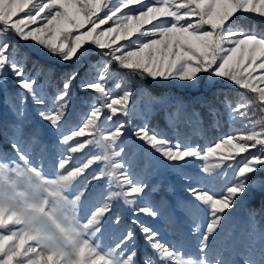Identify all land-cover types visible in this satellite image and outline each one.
<instances>
[{
	"label": "snow or ice",
	"instance_id": "obj_1",
	"mask_svg": "<svg viewBox=\"0 0 264 264\" xmlns=\"http://www.w3.org/2000/svg\"><path fill=\"white\" fill-rule=\"evenodd\" d=\"M248 13L264 19V0H0V90H19L7 95L0 117V264H264V223L252 212L246 225L231 226L232 212L249 192L264 188V31L239 23L237 14ZM20 42L71 70L54 85L55 70ZM206 77L243 90L215 97L240 123L232 134L202 148L151 124L156 104L174 105L166 114L174 134L182 114L190 123L203 120L196 109L186 112L182 100L152 95L146 81L194 88ZM77 81L81 92L94 96L73 124ZM202 106L215 118L213 101ZM255 109L262 116L252 120ZM130 113L142 119L132 131L142 166L126 150ZM50 148L55 159L49 166ZM157 156L192 198L176 208L199 236L195 253L163 237L161 225L174 229L176 217L163 198H150L161 187L151 182ZM197 160L207 177L185 171ZM223 169H232V178L213 188ZM120 203L132 209V226L108 243L121 224L113 215Z\"/></svg>",
	"mask_w": 264,
	"mask_h": 264
},
{
	"label": "rangeland",
	"instance_id": "obj_2",
	"mask_svg": "<svg viewBox=\"0 0 264 264\" xmlns=\"http://www.w3.org/2000/svg\"><path fill=\"white\" fill-rule=\"evenodd\" d=\"M250 14V13H248ZM23 15V14H21ZM238 16H243L237 14ZM245 15V14H244ZM24 43V42H22ZM25 45V44H24ZM26 47H34L37 51H39L35 45L27 44ZM23 47V46H21ZM23 51H29L27 48H22ZM40 53L36 51V54L41 63L46 62H57L54 59H50L48 54L45 50L40 49ZM45 60H47L45 62ZM59 63V62H57ZM47 64V63H46ZM77 87L74 88V100L71 105L72 109V120L73 124H76L80 118L88 112V104L85 103L86 100L89 102L93 98V93H83L79 90L78 84L79 81L76 82ZM111 87V84H110ZM144 87L147 89L148 92L152 93L154 96H163L168 97L173 100L179 99L182 100L186 105V112L190 113L193 109H196L200 112L203 123L202 124H194L187 121L182 114L181 118L174 123L175 134L173 128H170L166 119V114H170L174 111V105L172 106H162L159 104L152 106V113H151V124L157 126L159 128L165 129L168 133L169 137L172 139L176 138V135H179L181 139L187 137L191 140L194 144H199L202 148L212 146L218 139L224 137L225 135L232 134L235 129L240 127V123L236 122L229 117L228 110L216 100V95L220 92L217 91L215 94H211L203 99V93L209 91L212 88H222V87H235L230 84V82L226 80H215L209 81L207 77L205 80L201 81L199 86L197 87H188L185 86L182 82L177 80H148L145 82ZM154 87H163L166 90L172 89L166 95H157L153 91ZM111 90L114 94L118 93V89L111 87ZM153 90V91H152ZM19 91L12 85H9L7 92L0 90V117L6 113V105L4 104V100L8 94L15 95V93ZM51 93V91L48 89ZM4 92V95L2 94ZM176 92V94L172 93ZM179 93V94H178ZM227 93V92H224ZM191 95H195L193 97H189ZM220 99H223V96H220ZM211 100L214 102L216 108L218 109L217 115L215 118L210 117L211 115L208 114V109L203 107L202 104L205 101ZM193 103V104H192ZM4 105V106H2ZM146 101L141 100L139 104V110L141 115L146 114L145 111ZM250 116L252 120L260 119L262 114L259 113L258 109L253 110L250 112ZM124 119L123 117H121ZM131 122L128 124L126 129V141L129 145L130 155L135 153L136 159L138 164L142 166L143 157L139 154L140 153V142L132 136V131L138 125H142V119L140 116L133 117L130 113L129 117L127 118ZM44 132V140L45 143L51 145L53 143L51 133L46 129H42ZM258 130V128H257ZM98 151V150H97ZM155 155V154H154ZM247 155V154H244ZM55 159V152L53 149L50 148L48 153L46 164L51 165ZM156 162L158 163L159 171L158 174L153 175L151 177V182L154 184H159L160 191L158 193H152L150 198L153 200H160L163 198L170 206L175 209V217H176V224L174 229H168L161 225V229L163 232V237L165 240H168L172 243L179 242L180 244L184 245V247L189 250L190 252L195 253L197 251V246L199 244V236L191 231V222L188 216L185 214L184 211H181L179 208H176L178 202H181L185 205L188 204L192 200V198L185 192L186 183L178 176H176L169 168H167L163 161L157 156ZM203 161H191L190 167L185 169L192 176H203L207 177L208 174L202 173L200 170L202 169ZM221 171V176L215 181L211 186L213 188L216 185L223 186L226 184L233 176L232 169H223L217 170ZM213 176L215 173L212 174ZM101 184L106 183L105 181H101ZM205 184H208V181H204ZM169 186H171L172 191H169ZM254 212L256 214L255 219L258 222L264 223V188L256 187L254 188L244 201L240 204L239 207L232 212L231 217V226H234L237 230L246 225L249 220V214ZM113 215L119 216L121 219V224L119 226H114L112 232L110 233L107 242L111 243L112 238L118 234L120 230L123 229L124 226H132L131 220L134 218L132 214V209L128 206L123 205L122 203L118 204L113 209ZM144 220L146 223L150 222L148 218L140 216L135 217ZM207 216L206 211L202 210L200 212V223L203 225L206 222ZM134 227V226H133ZM227 241L226 239L221 240L218 242L219 247L226 246ZM137 247L138 249L142 250L145 245L143 243L142 237H138L137 240ZM236 259H239L236 257Z\"/></svg>",
	"mask_w": 264,
	"mask_h": 264
},
{
	"label": "trees",
	"instance_id": "obj_3",
	"mask_svg": "<svg viewBox=\"0 0 264 264\" xmlns=\"http://www.w3.org/2000/svg\"><path fill=\"white\" fill-rule=\"evenodd\" d=\"M239 23L242 24V25H244V26H246V27H248V28H252L254 26L255 29H256V31H258V32L264 31V19H261L260 17L255 16L253 14H245L243 16H239ZM20 43H21V46H23L24 48L29 49V52L36 53L37 50L34 47L33 48L32 47H28V46L26 47L24 45V43H22V42H20ZM38 50L39 51H37V52L40 53L41 50L40 49H38ZM38 53H36V54H38ZM46 61L47 60H45V62ZM46 63H45L46 66L52 67L55 70V75L53 77V83H54V85H59V83H60L59 77H60L61 73L66 72V71H70L71 68H72V65L71 64H69V65H62V64L57 63V62L53 63L51 61L46 62ZM49 90L51 92L53 91V89L51 87L49 88ZM153 90L152 91L155 94H157V95H166V93H168L172 89L166 90V88L164 89L163 87H157V88L154 87ZM217 91H219L220 93L221 92H227L232 97H234L237 92H242L243 90L238 89L236 87H233V88H231V87H222L220 89H218V88H212L209 91L204 92L203 93L204 96L202 98L203 99H206L207 96H209L211 94H215ZM172 93L176 94V92H172ZM2 94L4 95V92H2ZM193 96H195V95H191L189 97H193ZM2 106H4V105H2ZM6 110H7V108H6ZM1 117H3V115ZM210 117H212V116H210Z\"/></svg>",
	"mask_w": 264,
	"mask_h": 264
}]
</instances>
